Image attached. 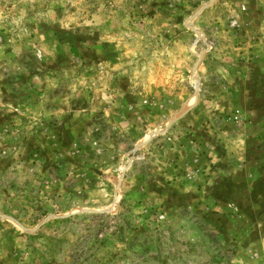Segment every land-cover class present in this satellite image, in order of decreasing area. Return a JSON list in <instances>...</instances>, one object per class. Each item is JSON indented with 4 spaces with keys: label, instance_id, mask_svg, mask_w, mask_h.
Listing matches in <instances>:
<instances>
[{
    "label": "rangeland",
    "instance_id": "obj_1",
    "mask_svg": "<svg viewBox=\"0 0 264 264\" xmlns=\"http://www.w3.org/2000/svg\"><path fill=\"white\" fill-rule=\"evenodd\" d=\"M0 264H264V0H0Z\"/></svg>",
    "mask_w": 264,
    "mask_h": 264
}]
</instances>
